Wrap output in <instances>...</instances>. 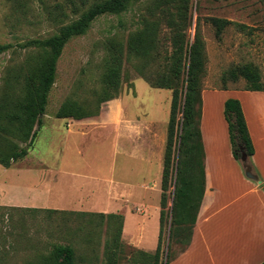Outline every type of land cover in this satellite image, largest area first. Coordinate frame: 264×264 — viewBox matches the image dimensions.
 Listing matches in <instances>:
<instances>
[{
  "label": "rangeland",
  "instance_id": "rangeland-1",
  "mask_svg": "<svg viewBox=\"0 0 264 264\" xmlns=\"http://www.w3.org/2000/svg\"><path fill=\"white\" fill-rule=\"evenodd\" d=\"M77 16L70 0H0V43L12 44L0 52V94L5 80L24 66L27 53L19 43L48 37ZM211 16L229 21L220 35L208 21ZM146 19L157 22V47L146 58L129 59V36ZM180 24L185 47L193 42L195 27L202 40L199 89H244L245 79L230 72L245 63L257 67L264 84V0H189L186 20ZM171 34L161 8L152 0H140L121 13L98 16L86 33L65 44L28 154L9 167L0 164V264H35L56 243L71 244L78 264L154 263V250L145 249L159 231L156 217L172 90L150 86L141 74L154 78L169 71ZM113 53L122 61L118 95L103 101L96 115L55 117L68 98L94 109L93 94L100 89L105 59ZM188 60L189 56L183 61L181 78L186 76ZM178 117L181 120V113ZM178 144L176 137L175 165ZM244 163L249 168V162ZM154 179L160 184L158 197L140 204L141 182ZM173 189L172 184L167 212ZM110 192L130 193L118 200L117 210V200L110 199L111 210L105 213L130 215L129 232L121 231L120 242L115 236L118 220L98 215ZM135 216L144 220L136 221ZM141 223L146 226L140 229ZM185 236L182 232L178 240L170 239L165 219L158 264H167L184 247ZM138 238H145V249L133 243Z\"/></svg>",
  "mask_w": 264,
  "mask_h": 264
},
{
  "label": "trees",
  "instance_id": "trees-1",
  "mask_svg": "<svg viewBox=\"0 0 264 264\" xmlns=\"http://www.w3.org/2000/svg\"><path fill=\"white\" fill-rule=\"evenodd\" d=\"M137 1L140 0H70L73 13H78L76 18L61 24L48 37L31 38L19 43V47L27 53L24 66L22 65L5 80V86L0 94V164L2 166L9 167L11 163L28 154L29 147L37 135L34 127L41 125L40 116L45 113L48 94L56 77L57 62L65 44L72 37L86 33L98 16L121 13L127 10L131 3ZM152 2L156 8H161L167 27L173 33L170 38L172 51L166 56L169 71L160 72L154 78L141 74L150 86L172 90L161 175L158 243L152 254L153 264H158L165 219L169 220V238L174 236L178 240V236L184 232L185 241L188 243L203 196L204 151L200 130L201 89L198 88L203 46L195 27L193 42L188 48L185 47L180 23L186 20L189 0H152ZM163 5L166 7H162ZM170 7L175 10H171ZM208 21L215 27L217 35H220L223 27L229 23L228 20L216 16L209 17ZM156 25L155 21L143 20L141 28L129 36L127 46L129 59L146 58L151 50L156 49L158 44ZM11 46L10 43H0V52ZM188 56L186 76L181 78V70L185 66L183 61ZM104 63V71L100 75V89L93 94L96 97L94 109L76 99L68 98L61 103L55 112V117L80 119L96 115L103 101L118 95L121 82V57L116 53L110 54ZM230 74L235 78L241 76L245 79L244 89L264 90L260 72L252 63L239 65L231 70ZM178 113H181V120L177 118ZM223 114L227 122L232 155L241 164L246 175L244 162H249L256 175V178L251 177V179L256 181L258 176L250 161L254 146L239 99L226 98ZM176 137L179 142V153L175 165L173 147ZM172 184L174 186L172 205L167 212L168 191ZM46 211L58 210L47 208ZM90 215L97 214L90 213ZM98 215L118 220L115 236L116 241L120 242L123 215L102 212ZM35 264H78L75 248L71 244L56 243L47 253L42 254ZM260 264H264V260Z\"/></svg>",
  "mask_w": 264,
  "mask_h": 264
},
{
  "label": "crops",
  "instance_id": "crops-1",
  "mask_svg": "<svg viewBox=\"0 0 264 264\" xmlns=\"http://www.w3.org/2000/svg\"><path fill=\"white\" fill-rule=\"evenodd\" d=\"M228 97H235L241 103L254 146L250 161L258 176L256 181L243 172L232 155L223 114ZM216 98L220 99L215 101ZM200 130L204 151L203 196L189 242L170 256L167 264H260L264 260V90L201 89ZM159 185L158 179L141 182L143 192L138 194L139 203L157 198ZM129 194L108 193V202L102 207L99 205V211L111 210L110 199L113 198L117 200L114 205L117 210L121 203L118 200L122 201ZM122 215L125 234L129 232L130 215ZM135 218L140 222L144 220L140 216ZM156 222L159 224V212ZM142 225H138L140 229L146 226ZM140 234L143 232L133 236ZM158 234L159 231L149 249L143 247L145 238L133 243L148 251L155 250Z\"/></svg>",
  "mask_w": 264,
  "mask_h": 264
},
{
  "label": "water",
  "instance_id": "water-1",
  "mask_svg": "<svg viewBox=\"0 0 264 264\" xmlns=\"http://www.w3.org/2000/svg\"><path fill=\"white\" fill-rule=\"evenodd\" d=\"M245 168H246V171H247V176L249 177V178H256V175L253 173V170H252V168H251V166L249 165V168L251 169L250 171H249V168H247V166L245 165ZM258 179V178H257Z\"/></svg>",
  "mask_w": 264,
  "mask_h": 264
}]
</instances>
